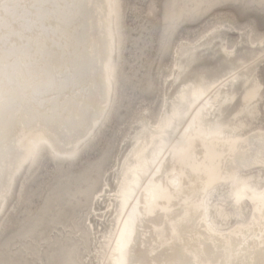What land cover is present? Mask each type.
<instances>
[{
    "label": "bare ground",
    "instance_id": "1",
    "mask_svg": "<svg viewBox=\"0 0 264 264\" xmlns=\"http://www.w3.org/2000/svg\"><path fill=\"white\" fill-rule=\"evenodd\" d=\"M118 9V0H0V210L42 149L73 158L105 114ZM180 57L175 82L198 54ZM246 71L181 85L155 124H141L114 191L105 262L264 264V179L244 174L264 169V130L242 134L247 123L222 118L238 85L237 115L253 118L261 86Z\"/></svg>",
    "mask_w": 264,
    "mask_h": 264
},
{
    "label": "rangeland",
    "instance_id": "2",
    "mask_svg": "<svg viewBox=\"0 0 264 264\" xmlns=\"http://www.w3.org/2000/svg\"><path fill=\"white\" fill-rule=\"evenodd\" d=\"M118 7L110 107L77 157L44 148L17 174L0 210V264H109L105 241L117 228L122 165L141 124H155L181 85L251 71L261 86L249 106L253 118L237 115L245 107L241 85L222 118L247 123L242 134L264 130V0H118ZM187 48L198 57L175 82ZM244 174L264 179L261 167Z\"/></svg>",
    "mask_w": 264,
    "mask_h": 264
}]
</instances>
